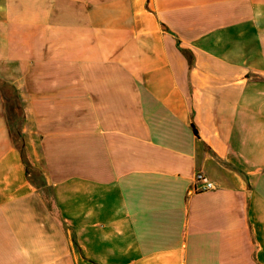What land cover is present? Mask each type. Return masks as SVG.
<instances>
[{
  "label": "crops",
  "instance_id": "crops-1",
  "mask_svg": "<svg viewBox=\"0 0 264 264\" xmlns=\"http://www.w3.org/2000/svg\"><path fill=\"white\" fill-rule=\"evenodd\" d=\"M0 264H264V0H0Z\"/></svg>",
  "mask_w": 264,
  "mask_h": 264
},
{
  "label": "rangeland",
  "instance_id": "rangeland-1",
  "mask_svg": "<svg viewBox=\"0 0 264 264\" xmlns=\"http://www.w3.org/2000/svg\"><path fill=\"white\" fill-rule=\"evenodd\" d=\"M11 95L12 97L14 96V106H12L11 108H8V115L10 116V118L12 119V117L14 118L15 123V127L17 128V122L20 120L22 122V119H24V114L26 113V109L23 108L21 105V102L18 101V98L16 95H14L11 91ZM13 103V102H12ZM13 105V104H12ZM24 146H22L23 148ZM25 155V159H26V164L29 166V170L32 176V179L34 181H36L39 185H41L42 189L43 186L45 185L46 181H45V177L43 174V171L41 169V167H39L38 163L37 165H33L32 163L29 162L26 153ZM43 192L46 196L49 197L50 194V189H43Z\"/></svg>",
  "mask_w": 264,
  "mask_h": 264
},
{
  "label": "built area",
  "instance_id": "built-area-1",
  "mask_svg": "<svg viewBox=\"0 0 264 264\" xmlns=\"http://www.w3.org/2000/svg\"><path fill=\"white\" fill-rule=\"evenodd\" d=\"M212 189H215V185L212 182L207 181L203 187H200L199 189H196V190L197 191H208Z\"/></svg>",
  "mask_w": 264,
  "mask_h": 264
},
{
  "label": "trees",
  "instance_id": "trees-1",
  "mask_svg": "<svg viewBox=\"0 0 264 264\" xmlns=\"http://www.w3.org/2000/svg\"><path fill=\"white\" fill-rule=\"evenodd\" d=\"M22 156H23L24 163H25V166H26V173L29 176L31 173H30V170H29V166L26 164V159H25V155H24L23 149H22Z\"/></svg>",
  "mask_w": 264,
  "mask_h": 264
}]
</instances>
